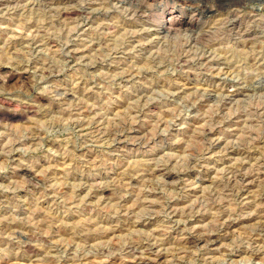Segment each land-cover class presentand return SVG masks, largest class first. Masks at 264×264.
I'll return each mask as SVG.
<instances>
[{
  "label": "rangeland",
  "instance_id": "obj_1",
  "mask_svg": "<svg viewBox=\"0 0 264 264\" xmlns=\"http://www.w3.org/2000/svg\"><path fill=\"white\" fill-rule=\"evenodd\" d=\"M0 264H264V0H0Z\"/></svg>",
  "mask_w": 264,
  "mask_h": 264
},
{
  "label": "bare ground",
  "instance_id": "obj_2",
  "mask_svg": "<svg viewBox=\"0 0 264 264\" xmlns=\"http://www.w3.org/2000/svg\"><path fill=\"white\" fill-rule=\"evenodd\" d=\"M157 256V255H156ZM158 257V256H157Z\"/></svg>",
  "mask_w": 264,
  "mask_h": 264
}]
</instances>
